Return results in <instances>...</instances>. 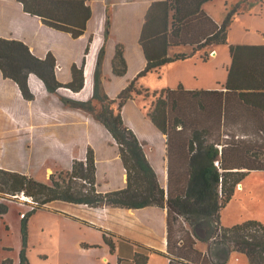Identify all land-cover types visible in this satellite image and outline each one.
Masks as SVG:
<instances>
[{"label": "trees", "instance_id": "1", "mask_svg": "<svg viewBox=\"0 0 264 264\" xmlns=\"http://www.w3.org/2000/svg\"><path fill=\"white\" fill-rule=\"evenodd\" d=\"M25 12L37 16L44 25L78 38L85 33L92 15L90 0H18ZM211 0H158L146 15L140 34L146 65L115 97L105 92L103 62L111 36L108 10L105 42L101 47L93 97L82 101L61 96V101L85 111L102 123L118 146L127 174V186L102 192L97 188L95 152L88 147L84 160L74 159L69 169L53 173L48 181L0 167V220L8 212L5 201L23 192L39 201V206L22 217L23 245L19 264H30L28 221L37 209L62 200L89 207L142 208L153 205L167 210V250L158 252L169 264H226L232 252L243 253L249 264H264V225L251 219L232 227L221 222V211L246 175L264 170V45H230L232 58L222 89L167 88L150 96L139 79L163 65L186 59V53L171 55L174 49L190 47L193 52L212 49L227 42V31L238 6L218 24L204 5ZM92 41L90 37L89 44ZM82 63L71 67L72 80L62 83L56 76V57L50 51L44 58L18 39L0 37V71L13 80L23 98L35 100L29 85L36 75L49 93L60 88L73 92L85 84ZM213 51V50H212ZM124 45L118 43L113 73L127 71ZM150 97L146 116L166 137L168 185H160L142 142L122 116L125 103L135 96ZM4 138V137H3ZM1 148V142H0ZM111 251L115 244L105 237ZM206 246V247H205ZM148 253H137L136 264H147ZM0 264H13L11 259Z\"/></svg>", "mask_w": 264, "mask_h": 264}, {"label": "crops", "instance_id": "2", "mask_svg": "<svg viewBox=\"0 0 264 264\" xmlns=\"http://www.w3.org/2000/svg\"><path fill=\"white\" fill-rule=\"evenodd\" d=\"M154 1L158 0H90L87 4L92 9V15L87 21L86 31L80 37L73 38L69 33L50 28L44 25L39 17L25 12L18 0H0V37L25 42L40 58H44L51 51L56 57L57 79L62 83L72 80L71 67L74 63L78 65L82 63L92 37L84 68L85 84L79 92L60 88L55 94L49 93L44 83L36 75L30 74L29 85L36 98L33 101H27L23 98L18 85L13 80L4 78L0 71V154L6 147L10 135H17L22 127L31 130V133L37 131L40 128L38 127L40 120L36 123L35 118H42L45 120L44 126L48 125V132L52 127V138L48 139V144L51 145L52 141V148L60 151L55 156L60 159L62 155L68 157L69 164L63 166L64 168L69 169L74 159L84 160L88 147H92L96 158L98 190L107 192L125 188L127 186L126 170L120 158L118 146L114 143L109 130L89 113L64 105L58 94L82 101L93 97L97 59L105 42L107 13L110 10L111 36L106 43L102 83L108 96L115 98L146 65L144 49L140 44V34L145 15ZM118 43L124 45V57L128 66L123 75L113 73V59ZM210 50H213L212 53L215 54L214 47ZM142 78L139 79V85ZM185 88L196 90L189 86ZM203 89L220 90L222 88ZM51 96L52 99H50ZM140 96H135L125 103L122 116L125 124L144 142L146 157L158 174L160 185L167 188L166 137L146 116L144 107L147 104L138 98ZM45 101L48 110H34L37 103ZM67 132L71 133V136L67 137ZM23 141L19 142L18 139L17 142ZM3 168L28 174L24 166L19 170ZM46 210L51 212V216H55L54 220L66 228L65 245L74 258L72 264H92L96 259L107 261L109 258L114 259V255H117L120 262L122 261L119 250L121 241L161 252L167 250V210L162 207L149 205L142 208L108 206L93 208L84 204L56 200L37 209L38 212L33 214L29 223L37 214L47 212ZM1 222L2 220H0V227ZM105 237L114 242V251H111ZM28 244L27 255L30 264H37L31 252L34 247L32 240H29ZM1 247L0 237V260L3 261L7 256L2 255ZM21 248L22 242L19 241L18 253ZM38 257L40 258L38 264H44L42 261L47 259V255L39 252Z\"/></svg>", "mask_w": 264, "mask_h": 264}, {"label": "rangeland", "instance_id": "3", "mask_svg": "<svg viewBox=\"0 0 264 264\" xmlns=\"http://www.w3.org/2000/svg\"><path fill=\"white\" fill-rule=\"evenodd\" d=\"M236 6L239 8L229 25L227 42L215 45V54L210 49L193 52L190 47L172 50V56L184 52L188 57L167 63L158 71L150 72L140 80V85L149 90L150 96L163 89L177 88L179 85L196 90L207 87L220 88L227 81L228 67L232 62L230 45H264V0H211L204 8L220 24ZM58 96L61 100V96L65 95L58 94ZM138 98L144 104L150 101V97L144 95ZM36 109H47L46 101L37 103L34 106L35 111ZM35 119L36 123L40 120V126H38L40 128L37 131L31 133V130L22 127L17 135L8 137L7 145L0 154V167L19 170L24 166L28 170V175L48 181L53 173L69 164L68 157L66 155H62L61 159L56 157L60 151L52 148V141L51 145L48 144V139L52 138V127L48 132V125L43 124L45 120ZM66 136H71V133L67 132ZM18 139L19 142L25 141L19 143ZM5 202L8 203L9 210L3 216L0 227L1 253L4 257L7 256L4 260L11 259L13 264L14 262L18 264L19 241L23 245L21 213H28L30 207L19 198ZM46 211L37 214L31 223L29 222L33 215L29 218L28 241L32 240L34 245L31 252L37 264L40 259L39 252L47 255V259L42 261L44 264L66 262L72 264L74 258L65 245L66 228L54 220L55 216H51V212ZM251 219H256L264 225V170L253 171L246 175L234 190L231 200L221 211V222L225 227H232ZM120 243L122 261L118 262L117 255H114V259L109 258L107 261L96 259L92 264H135L133 260L137 253L149 254L147 264H168L166 257L150 252L146 247L124 241ZM226 264H249V260L243 253L232 252Z\"/></svg>", "mask_w": 264, "mask_h": 264}, {"label": "built area", "instance_id": "4", "mask_svg": "<svg viewBox=\"0 0 264 264\" xmlns=\"http://www.w3.org/2000/svg\"><path fill=\"white\" fill-rule=\"evenodd\" d=\"M14 199H20L21 201L25 202L26 204L29 205L30 207V211L36 209L38 206H39V201L35 200L33 197L31 196H28V195H25L23 192L17 194V195H13L12 196ZM25 214L27 213H24L22 212L21 213V216L24 217Z\"/></svg>", "mask_w": 264, "mask_h": 264}]
</instances>
